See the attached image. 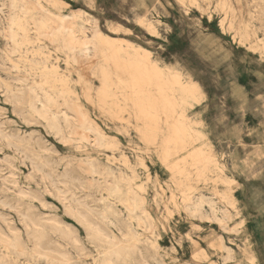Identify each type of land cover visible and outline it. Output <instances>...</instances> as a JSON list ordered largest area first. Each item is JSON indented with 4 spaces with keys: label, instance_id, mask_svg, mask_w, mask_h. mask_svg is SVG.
Instances as JSON below:
<instances>
[{
    "label": "rangeland",
    "instance_id": "rangeland-1",
    "mask_svg": "<svg viewBox=\"0 0 264 264\" xmlns=\"http://www.w3.org/2000/svg\"><path fill=\"white\" fill-rule=\"evenodd\" d=\"M19 1L30 4L34 18L64 21L76 38L93 41V56L73 63L61 43L54 46L37 32L30 17L29 32L18 30L22 44L12 51L0 13V232L13 240L0 241L4 260L46 264L33 252L31 230L14 207L19 204L33 206V218L72 223L80 240L47 225L41 250L66 251L75 264L101 263L107 245L88 235L78 214L65 209L68 199L59 196L70 189L65 196L83 198L89 218L108 231L123 236L102 220V212L135 229L151 264H264V0ZM143 48L170 85L176 76L194 92L178 106L191 125L184 149L172 134V122L180 118L162 108L151 115L149 98L136 96L135 78H150L127 53ZM155 70L148 69L154 80ZM52 73L69 85L52 83ZM117 75H134L133 91ZM35 81L58 101L51 103L53 111L70 112L72 125L63 128L67 142L35 104ZM74 105L78 112L70 109ZM37 159L41 170L33 165ZM144 217L150 225L139 222ZM18 234L23 249L15 245Z\"/></svg>",
    "mask_w": 264,
    "mask_h": 264
},
{
    "label": "bare ground",
    "instance_id": "bare-ground-1",
    "mask_svg": "<svg viewBox=\"0 0 264 264\" xmlns=\"http://www.w3.org/2000/svg\"><path fill=\"white\" fill-rule=\"evenodd\" d=\"M0 13H2L4 15V17L7 20L8 26H9L8 27L9 36L11 38V41L13 42V44L11 45L12 51H17L19 46L22 44V42L19 41L20 40L19 39L20 32H18V30H22L24 32V34H26V35L29 32L30 29L27 26V24H28V18L30 17L35 21L37 32L41 35L47 36L46 38L49 37L48 39L50 40L51 44H53L54 46H57V43H61V47L68 52V56L69 57L72 56L73 63L78 62L79 57H82V55L85 57L93 56V55L89 54L91 47H92V44H93V41L89 40L88 38H85V39L76 38L74 28L69 26L68 24L64 23V21L61 22L60 24L57 23V25H54V24H51V22H50L51 18L48 15L41 14V15H39L38 18H34L35 16H34L33 8L30 6V4H27L24 1L11 0V2H7V0H0ZM98 33L99 32L96 31L95 34L97 35ZM138 47H140V46H138ZM131 48H135V49H137V51H139V48H137L136 46L135 47L132 46ZM143 49H144V51L141 53H138V52L127 53V54H132L134 56L133 57L134 59H132L129 55H127V56H128V58H131L132 60H134V64H132V65H134L133 67L138 69L137 71H140V72L143 71V73L145 71L146 74H149L150 79H143L142 77H144V76H141V78L138 77L136 79L134 75L129 76V77L117 75L116 76L117 80L120 83H122V82L127 83L126 84L127 88H131V90H132V81H133V78H135V81H134L135 85L137 84L136 85V89H137L136 90V93H137L136 96H145L146 98L148 97L150 100V102L147 103L149 106V108H147V113L157 116V115H159V111H160L159 109L162 108V109H165V110H163L165 112L164 114H166V115L172 114V118L173 117L176 118L177 116H178V118H180V120L178 122H172V128L174 130L172 131L171 126H170V129H171L174 137L177 138L178 140H181L182 149H184L183 146L186 143H191V142L186 141V139H185L191 135L189 133L190 132L189 127H191V125L184 121L183 111L182 110L180 111L179 107L182 104L187 103L188 99L190 97L191 98L194 97V95H193L194 92L188 90L187 87H189V86L187 84L182 86L179 78L176 76H173V77H175L174 80L172 81L173 86L170 85V81L167 80L168 75L166 74L167 75L166 76L165 73L159 72V70L153 66V63L149 59V56H148V50L145 48H143ZM70 52H71V54H69ZM123 56H125V55H123ZM86 60H87V58H86ZM128 61H130V60H128ZM132 62L133 61H131V63ZM113 63L115 66H120V62L118 60H115ZM46 66H48V65L45 64L44 68ZM56 67H57L56 63L51 64V68L55 69ZM58 67H59V65H58ZM51 68L49 67V69H51ZM82 68H84V66ZM150 68L156 69L154 72V75L157 78L156 80L153 79V76L151 77L150 74L153 75V72L148 71V69H150ZM45 71H47V70H45ZM152 71H154V70H152ZM58 72H59V70L57 71V74H58ZM57 74L52 73L53 77H51V80H50L52 83H57L59 81L61 83L63 82L65 85H69L66 82L68 80L65 81L63 79H60L61 77L57 76ZM68 78L70 79V77H68ZM173 82H177L180 84L179 90L176 89V87H174ZM153 86H154V88H152ZM149 87H151V89ZM30 88H31L32 92L34 93L35 104H38L41 106L40 112H43L46 115L45 118H47V120L49 121L50 127L54 128L56 130V134L59 135L63 141L67 142L68 137L65 134V132H63V128L64 127L68 128V127H71V125H72L70 112L64 111V110H61L58 112L53 111L50 108L51 103L57 104L58 101L56 100V98L51 93L46 92L45 89L42 87L40 88L38 81H35L30 86ZM43 90L45 93H43ZM173 90H174V92H172ZM176 90L179 92V94H175ZM43 97H45L44 100H43ZM178 99H180V100H178ZM162 100H165V102ZM170 101H172V102H170ZM119 104H120V102H119ZM38 107L39 106L34 105L35 109H38ZM120 107H121V105H120ZM70 109L73 111L77 110V112H78V109L75 105L70 106ZM59 114L62 115V120H63L64 125L61 124V122L59 121L61 119ZM80 115H82V114H80ZM182 115H183V118L181 117ZM81 119L86 124L88 129L94 130V127L91 125V122H89V120L85 114L82 115ZM98 138H100L99 135H98ZM174 143L176 144V142H174ZM200 148H202V147H200ZM199 152H202V151H199ZM31 157H30V159H32ZM38 163H39V160L37 162H35V164H33V163L32 164L35 165L38 170H41V167ZM113 174H115V173H113L111 171V175H113ZM46 176L49 178H54L52 173H48V174L46 173ZM57 176H58V178L61 177L60 174L59 175L57 174ZM62 182L66 186H69L72 184L69 181H62ZM56 188H57V186H56ZM72 188H73V186H72ZM23 191L20 190L19 193L22 194V193H24ZM69 191H70V189H68L66 191H60L61 193H59V196L62 200L68 199L67 204H65V202H64L65 207H66L65 209L68 211L69 214H72L73 216H74V212H76L78 214V215H75V216H77V219H78L77 221H80L81 223H83L86 226L88 235L90 237L94 238L98 242L105 243L107 245L105 252H104L103 259H100L101 260L100 264H130L128 261L132 257H136L137 259H139L138 264L139 263L140 264H151V262L148 260L149 257H151V255L148 253H145L146 247L140 245L139 239L137 238V232L135 229H132L129 226L124 227L116 218H113V216H111V215L104 214L101 211L102 212V217H101L102 220H105V223H108L109 225L111 224V225L115 226L118 229V231H120L123 234L122 238H120L119 236H117L116 233H112V232L108 231V229L106 227H103L101 225V222L99 223L98 221H95V220H92L89 218L90 213H87L86 209H83L84 208V206H83L84 204L82 201L83 198L81 199V197H76L77 194L75 195V192H72L69 196H65V194L68 193ZM129 202L130 201H128V203ZM9 203H11V202H9ZM21 206L22 205H19V204L14 205V207L20 213V217H21L22 221L24 222V224L31 230L30 235L33 237V242H34V247H35V248L33 247L34 248L33 252H34L35 256L38 259H44L46 261L45 262L46 264H55V263L75 264V263L70 262V259H71L69 256L70 254L66 251H58V250H53V249L41 250L42 243L47 241L46 233L43 230L47 225H52L56 229L58 227L59 231L62 233V236L64 238H66L70 241H74L75 243L78 244L80 240L77 237V235L75 234V232H73V230L71 229L73 227V224L69 223V222H65V221H63L57 217H54V216L51 218L47 217L44 219L39 218L38 216L33 218L32 214H31V211L34 209L33 206L28 205L27 208L25 207L26 209L25 208L23 209ZM89 210H92V209H89ZM3 215H4V213H3ZM5 215L7 216V214H5ZM116 215L117 214H115V216ZM137 220H139V219H137ZM140 221L142 223H144V225H147L150 223L148 218H145V217L140 219L139 222ZM10 226L8 225V227L11 229ZM14 228H17V227H12L13 230H14ZM2 230H4V229H2ZM25 232H27V231H25ZM21 233H22V231H21ZM6 234H7V232H6ZM11 238L12 237H10L8 235H4L0 232V241L4 242L6 244H12L13 245V240ZM16 238H17V240H15V241L17 243L15 242V245L21 244V246L20 245L19 246L22 247V239H21L20 234H18ZM27 239L29 240V238H27ZM129 239H132V240L130 242H128ZM56 242H58V241H56ZM59 244H60V242H59ZM17 246L16 247L14 246V247L17 248ZM60 246H61V244H60ZM80 246H81V249L84 247V246L82 247V244ZM22 249H23V247H22ZM82 250L84 251V249H82ZM102 254H103V252H102ZM118 256H120V257H118ZM4 259H5V256L0 255V264H10V262L5 261ZM116 260H118V261H116Z\"/></svg>",
    "mask_w": 264,
    "mask_h": 264
},
{
    "label": "crops",
    "instance_id": "crops-1",
    "mask_svg": "<svg viewBox=\"0 0 264 264\" xmlns=\"http://www.w3.org/2000/svg\"><path fill=\"white\" fill-rule=\"evenodd\" d=\"M253 116V115H252ZM252 118V117H251Z\"/></svg>",
    "mask_w": 264,
    "mask_h": 264
}]
</instances>
